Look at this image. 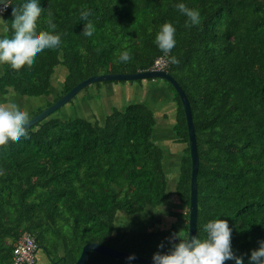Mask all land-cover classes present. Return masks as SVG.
<instances>
[{
	"label": "trees",
	"instance_id": "trees-1",
	"mask_svg": "<svg viewBox=\"0 0 264 264\" xmlns=\"http://www.w3.org/2000/svg\"><path fill=\"white\" fill-rule=\"evenodd\" d=\"M26 2L11 0L0 12V38L14 36L13 7ZM39 3L38 31L48 30L50 10L61 44L30 67L0 63V95L43 98L31 118L85 78L152 69L164 58L192 108L200 158L196 236H206L209 221L227 219L233 251L250 264L264 241V0ZM180 3L200 12L199 25L185 27L190 21L175 7ZM88 22L95 28L90 37L83 34ZM169 22L177 43L166 55L155 39ZM125 51L128 62L120 60ZM123 81L140 84L125 103L105 96L103 112L95 103L83 112L76 104L82 88L29 127L28 138L0 146V264H13L23 235L38 245L33 264L40 250L48 264H75L91 241L153 258L168 252L174 233L188 237L192 157L179 93L162 77ZM159 88L170 107L162 114L172 117L163 124L151 103ZM151 209L166 222L152 229L132 223ZM120 215L131 225H119ZM86 264L148 263L90 251Z\"/></svg>",
	"mask_w": 264,
	"mask_h": 264
},
{
	"label": "clouds",
	"instance_id": "clouds-1",
	"mask_svg": "<svg viewBox=\"0 0 264 264\" xmlns=\"http://www.w3.org/2000/svg\"><path fill=\"white\" fill-rule=\"evenodd\" d=\"M10 0H0V12L6 11ZM175 7L188 17L185 27L200 24V12L188 8L180 3ZM44 9L39 0H28L22 6L13 7L12 38H0V63H7L15 70L22 69L25 65L32 66L35 58L45 49H56L61 44V33L56 32L57 25L53 22L52 13L48 10L47 28L39 30L37 21ZM88 12L81 13V19L86 20ZM95 31L94 25L88 22L83 34L92 36ZM176 28L172 23H165L157 33L155 43L166 55L171 53L176 46ZM131 59L129 52L121 54L120 60L128 62ZM170 63L178 64L179 60L172 56ZM30 118L27 110L22 109L16 103H0V146L9 141H19L21 137L28 138V125ZM206 236L184 237L174 233L168 238L171 244L166 253L160 251L153 255L154 264H225L226 261L234 260L235 264H244L243 256H237L232 248V229L227 219L217 218L209 221L204 226ZM179 241L176 243V241ZM165 247L162 242L160 249ZM135 259V254L128 257ZM250 264H264V241H260V247L251 253Z\"/></svg>",
	"mask_w": 264,
	"mask_h": 264
},
{
	"label": "water",
	"instance_id": "water-1",
	"mask_svg": "<svg viewBox=\"0 0 264 264\" xmlns=\"http://www.w3.org/2000/svg\"><path fill=\"white\" fill-rule=\"evenodd\" d=\"M11 1V0H10ZM148 77H162L169 80L175 89L178 91L181 101L183 103L186 121L188 126V136H189V145L190 152L192 157V170H191V182H190V207H189V236H196L197 232V223H198V184H197V174L199 170V152H198V143L197 136L195 131L194 120L192 116V108L189 97L183 87L179 84V82L169 73V71L163 68H152L147 70H141L137 72H117V73H105V74H97L92 75L88 78L83 79L77 85H75L72 89H70L67 93H65L61 98L55 101L50 106L44 108L41 112L37 113L33 117L30 118V124L28 127H31L41 119L47 117L50 113L54 112L65 103H67L70 99H72L75 94H77L82 88L87 85L96 82V81H106V80H133V79H141ZM90 251H98L104 254H107L112 257L129 260L128 257L135 254V259L130 261H139L148 264H154L153 258H148L133 252L124 251L121 249H117L106 244L91 241L86 243L83 246L80 257L77 259L75 264H86L88 255Z\"/></svg>",
	"mask_w": 264,
	"mask_h": 264
},
{
	"label": "rangeland",
	"instance_id": "rangeland-1",
	"mask_svg": "<svg viewBox=\"0 0 264 264\" xmlns=\"http://www.w3.org/2000/svg\"><path fill=\"white\" fill-rule=\"evenodd\" d=\"M161 81L164 82L163 80ZM133 85L130 82L123 80H113L109 83L105 81L94 82L81 90L76 99L77 103H75L81 106L83 112L86 109L92 108L91 105L93 103H95L96 107L99 106L98 108H100V112H103L105 110L103 105L105 96L107 100H110L112 98V103L116 102L117 104H123L125 103V99L128 97V92L131 91L130 95L131 93L134 95V93L137 92V90H135L134 88H138L139 90L140 84L138 82L136 83L135 81ZM163 89L164 88L158 89V93L155 94L156 96L154 95L151 102L152 106L158 114V118L159 121H161V124L172 120V117H166L163 115L165 111H168L170 109L169 106H166V104L168 103L166 102L167 95H165V91ZM44 101L45 100L43 98L29 99L27 97H22L14 93H10L6 96L0 95V103H16L22 109L27 110L29 115H31L32 112L39 106L43 105ZM173 201L176 202V199H174ZM164 222H166V218L158 209H151L145 215L137 216L132 220V223L141 229H152L155 226L164 224ZM117 223L124 227L131 225L130 222H128V219L126 217H123L122 215L118 217ZM48 263L49 261L46 253L44 252V250H40L38 252V261L35 264Z\"/></svg>",
	"mask_w": 264,
	"mask_h": 264
},
{
	"label": "built area",
	"instance_id": "built-area-1",
	"mask_svg": "<svg viewBox=\"0 0 264 264\" xmlns=\"http://www.w3.org/2000/svg\"><path fill=\"white\" fill-rule=\"evenodd\" d=\"M166 64L164 58L156 61L154 68H163ZM38 245L35 239L28 235H23L15 244L13 264H33L36 259Z\"/></svg>",
	"mask_w": 264,
	"mask_h": 264
}]
</instances>
